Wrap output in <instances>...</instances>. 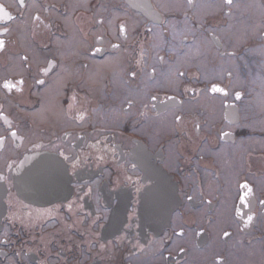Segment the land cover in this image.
Wrapping results in <instances>:
<instances>
[{
	"label": "flooded vegetation",
	"instance_id": "flooded-vegetation-1",
	"mask_svg": "<svg viewBox=\"0 0 264 264\" xmlns=\"http://www.w3.org/2000/svg\"><path fill=\"white\" fill-rule=\"evenodd\" d=\"M174 1L0 0V264H264V0Z\"/></svg>",
	"mask_w": 264,
	"mask_h": 264
},
{
	"label": "snow or ice",
	"instance_id": "snow-or-ice-1",
	"mask_svg": "<svg viewBox=\"0 0 264 264\" xmlns=\"http://www.w3.org/2000/svg\"><path fill=\"white\" fill-rule=\"evenodd\" d=\"M189 2L191 3V0H189ZM20 3L23 5L24 0H20ZM226 3L230 5V4L232 3V0H226ZM0 12H3V9H2V8H0ZM4 16H5L6 18H8V17H7V13H4ZM121 30H123V26H121ZM4 31L7 32L8 29L5 28ZM2 47H3V41H0V48H2ZM133 75H134V73H133ZM229 75H230V73H229ZM23 83H24L23 80H19V81H17L16 84H13L11 81H5L3 87L6 88V89H9V90H11L12 88H17V91H21L22 89H21V88H18L17 85H22ZM41 83H42V82H41ZM210 90H211V92H213V93L220 92V93H224L225 96L228 95L227 91H226L223 87H220L218 84H215V83H213V84L211 85V89H210ZM241 95H242L241 92H236V93H235V97H236V99L239 100V99L241 98ZM153 99H155V97H153ZM177 119H179V117H177ZM11 135H12V136H16V132L13 131V132L11 133ZM222 135H223V136H227V135H229V133H227V132H223ZM239 186H240L241 189H246V191L243 193V195L240 196V199H241L242 201H244L246 197H248L249 195L252 194V191H253V190H252L251 186L247 183V181H245L244 183H241ZM260 203H261V204H264V200L260 201ZM69 207H71V205H69ZM252 219H253V216H252V215H249V216L247 217L248 222H251ZM224 235H225V236H228L229 233L225 232ZM101 247H103V245H102Z\"/></svg>",
	"mask_w": 264,
	"mask_h": 264
},
{
	"label": "water",
	"instance_id": "water-1",
	"mask_svg": "<svg viewBox=\"0 0 264 264\" xmlns=\"http://www.w3.org/2000/svg\"><path fill=\"white\" fill-rule=\"evenodd\" d=\"M142 7L143 8H146V9H148V10H151V8H152V6H151V4L150 3H146V4H143L142 3ZM140 5H138L137 6V8H139V9H143ZM148 10H142L143 12H146V11H148ZM29 181V180H28ZM162 184V183H161ZM161 184H160V186L159 187H157V188H155V189H151L150 190V192H149V195L147 196V197H145L146 199H149V196H152L153 195V197H152V202H154L153 204L151 203V204H145L144 203V206H143V209H144V211L146 210V209H148V208H150L151 207V209H156V210H161V212H162V214H163V212L165 211V210H168V209H170V207L171 206H169V207H167V206H165V205H162V204H160V203H158V201H157V198L159 197V193H161L162 192V190L165 188L164 186H161ZM175 207V206H174ZM147 212H150V210H147ZM166 220H167V218H165V217H162V221H160L159 219H156L155 220V225H157L158 227H160V225H163V224H165L166 223ZM154 221V220H153Z\"/></svg>",
	"mask_w": 264,
	"mask_h": 264
},
{
	"label": "rangeland",
	"instance_id": "rangeland-1",
	"mask_svg": "<svg viewBox=\"0 0 264 264\" xmlns=\"http://www.w3.org/2000/svg\"><path fill=\"white\" fill-rule=\"evenodd\" d=\"M175 3H177V6L178 7H181V4H182V2H180V0H176V1H174ZM81 3H82V0H81ZM251 4L252 6H255L254 4H256V5H258L257 4V0H251V2L248 0V4ZM260 6H258V9L259 10H261V7L259 8ZM243 8V10L245 9L244 7H242ZM241 8V9H242ZM264 14V11L263 12H261L260 14H259V16H262ZM200 53H199V55L201 56L202 55V52L201 51H199ZM258 52L259 53H262V54H264V48H258ZM196 58H198V55L196 56ZM189 63V62H188ZM210 118H211V120H214V119H216L217 118V116L216 115H214V113H212V111H210V116H209ZM257 127H258V129H260V128H263L264 127V123H262V121H258V124H257ZM253 141H251V144H250V147H256L257 145H264V141L263 140H261V139H258V138H253L252 139ZM237 151L239 152V154H240V157L242 158V159H244L245 158V149H243V148H239V149H237Z\"/></svg>",
	"mask_w": 264,
	"mask_h": 264
}]
</instances>
